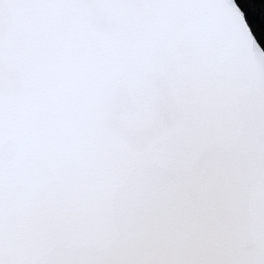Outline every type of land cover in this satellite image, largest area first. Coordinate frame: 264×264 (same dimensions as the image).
I'll return each instance as SVG.
<instances>
[{
  "label": "snow or ice",
  "instance_id": "obj_1",
  "mask_svg": "<svg viewBox=\"0 0 264 264\" xmlns=\"http://www.w3.org/2000/svg\"><path fill=\"white\" fill-rule=\"evenodd\" d=\"M0 264H264V20L0 0Z\"/></svg>",
  "mask_w": 264,
  "mask_h": 264
},
{
  "label": "trees",
  "instance_id": "obj_2",
  "mask_svg": "<svg viewBox=\"0 0 264 264\" xmlns=\"http://www.w3.org/2000/svg\"><path fill=\"white\" fill-rule=\"evenodd\" d=\"M236 3L245 11L253 30H260L264 20V0H236Z\"/></svg>",
  "mask_w": 264,
  "mask_h": 264
}]
</instances>
